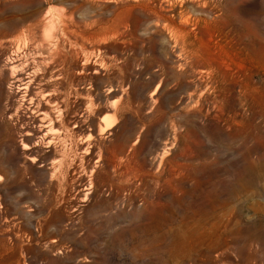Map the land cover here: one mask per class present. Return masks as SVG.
Listing matches in <instances>:
<instances>
[{"label": "rangeland", "instance_id": "374dc122", "mask_svg": "<svg viewBox=\"0 0 264 264\" xmlns=\"http://www.w3.org/2000/svg\"><path fill=\"white\" fill-rule=\"evenodd\" d=\"M0 264H264V0H0Z\"/></svg>", "mask_w": 264, "mask_h": 264}, {"label": "bare ground", "instance_id": "6f19581e", "mask_svg": "<svg viewBox=\"0 0 264 264\" xmlns=\"http://www.w3.org/2000/svg\"><path fill=\"white\" fill-rule=\"evenodd\" d=\"M188 16V15H187ZM187 16H185V17H187ZM42 27H43V25H42ZM125 28V27H124ZM46 29V28H45ZM45 32V31H44ZM48 32V31H47ZM76 38V37H75ZM51 40V39H50ZM44 42H45V40H43ZM77 54V53H76ZM77 57V56H76ZM196 58V57H195ZM197 65V64H196ZM199 65H200V63H199ZM202 65V64H201ZM199 67V66H198ZM15 68V67H14ZM195 68V67H194ZM202 74V73H201ZM200 74V75H201ZM203 80V79H202ZM189 81V80H188ZM200 94V93H199ZM198 94V95H199ZM217 95V94H216ZM151 97V96H150ZM40 98V97H39ZM181 98V97H180ZM29 99V98H28ZM210 102V101H209ZM152 104V103H151ZM213 105V104H212ZM211 105V106H212ZM112 106V105H111ZM154 106V105H153ZM214 107V106H213ZM217 108V107H216ZM106 109V108H105ZM210 110V109H209ZM214 116V115H213ZM216 116V115H215ZM75 124V123H74ZM227 128V127H226ZM98 135V134H97ZM105 138V137H104ZM163 154H164V151H163ZM161 157H162V155H161ZM162 160H163V158H161ZM155 161V160H154ZM159 163H160V160H159ZM158 166V165H157ZM160 166H161V164H160Z\"/></svg>", "mask_w": 264, "mask_h": 264}]
</instances>
